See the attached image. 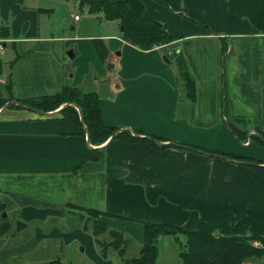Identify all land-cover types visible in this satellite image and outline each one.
I'll return each instance as SVG.
<instances>
[{
    "label": "crops",
    "instance_id": "0c3cea01",
    "mask_svg": "<svg viewBox=\"0 0 264 264\" xmlns=\"http://www.w3.org/2000/svg\"><path fill=\"white\" fill-rule=\"evenodd\" d=\"M139 1L172 41L143 50L120 36L117 20L111 32L81 33L77 14L69 30L52 19L59 0H0V211L12 207L29 227L63 219L69 204L92 208L111 228L136 229L140 244L138 221L214 231L246 219L248 234L264 237V176L248 164L264 167V144L251 138L264 134V32L228 0ZM174 52L193 79L192 99ZM64 85L99 97L102 122L115 128L101 144L62 116L67 103L39 111L20 102ZM3 213L0 264L61 235L38 223L34 237L19 236Z\"/></svg>",
    "mask_w": 264,
    "mask_h": 264
},
{
    "label": "trees",
    "instance_id": "16d2710c",
    "mask_svg": "<svg viewBox=\"0 0 264 264\" xmlns=\"http://www.w3.org/2000/svg\"><path fill=\"white\" fill-rule=\"evenodd\" d=\"M79 1L80 4L87 6L89 12L102 14L109 20H117L120 36L143 50L166 44L175 38L162 27L159 21L144 15V5L139 0ZM228 6L234 14L247 18L258 31L264 32V0H228ZM173 55L178 75L183 81L184 90L192 99L194 95L193 79L184 66L183 58L175 52ZM99 101L100 99L94 91H83L76 86L64 85L61 91L54 95L21 100L20 102L42 111L53 110L62 103H67L59 109L62 116L77 123L82 135L84 134L82 124L85 125L89 141L93 144H101L115 132V128L102 122ZM71 103L79 108L81 120L76 108ZM2 104L3 101L0 100V106ZM231 132L237 137L243 138L242 133L234 127H231ZM114 137L124 138L127 141L145 139V137L132 135L125 137L122 133H116ZM251 138L264 144V134L261 135V138L257 136H251ZM150 140L154 139L150 138ZM248 164L253 165L264 176V167L253 163ZM72 206L93 215V217H89L90 228L87 223L83 227L92 234L95 244L99 246V253L105 257L107 249L111 247L124 264H154L158 249L157 238L163 232L174 234L175 237H178L179 234L184 235L185 241L179 244V255L183 264H242L248 258L264 256V237L248 234V220L239 219L219 224L214 231L184 229L165 222L141 221L143 239L138 255L126 258L124 255L130 238L126 237L123 231L111 228L100 221L98 215L102 213L101 211L78 205ZM103 233L109 236L108 240L101 237ZM254 240L259 241L260 244L255 245ZM38 264H60V261L58 258H53Z\"/></svg>",
    "mask_w": 264,
    "mask_h": 264
},
{
    "label": "rangeland",
    "instance_id": "374dc122",
    "mask_svg": "<svg viewBox=\"0 0 264 264\" xmlns=\"http://www.w3.org/2000/svg\"><path fill=\"white\" fill-rule=\"evenodd\" d=\"M58 5L54 8L52 19L61 18L63 27L65 30H69L67 26L73 14H77L81 17L82 25L81 33H94L95 30L103 33L111 32L110 28L116 26L114 21L103 18L102 14L90 13L84 4H80L79 0H59ZM71 13V16H70ZM85 127V125H84ZM8 200V199H7ZM12 207L0 211L2 214L5 212L7 215L3 217V221H14V228L16 231V222L19 221L25 224V221L19 219L17 211L12 212ZM66 212L63 219L49 218L47 217L43 222H34L29 227H21L19 236L27 234V236L34 237L35 225H38L43 232H49L51 228H54L60 232V237L47 236L46 241L40 243L39 246L33 248V252L29 254H19L13 259H9L5 264H38L45 262L49 259L58 258L60 264H124L120 259L117 252L111 247L107 249L105 257L99 253V246L95 244L92 234L89 230L85 229L83 225L87 223L88 228L91 226L90 218L92 214L86 213L78 208H75L71 204L65 208ZM94 215H97L94 213ZM90 217V218H89ZM100 214L98 215V219ZM134 219H130V222ZM88 221V222H87ZM136 223L141 221L135 220ZM135 228H137L135 226ZM117 229V228H116ZM119 230V229H118ZM136 232V229H133ZM133 232L124 231L126 237L131 238L128 242L127 249L124 257L132 258L138 255L141 244L135 239ZM132 236V237H131ZM102 238L108 240L109 236L106 233L101 235ZM185 241L183 234H179L175 237L171 233H161L157 238V255L154 264H183L179 255V244ZM6 246L10 245V242H6ZM82 247V249H80ZM11 247H3L2 249H9ZM35 249V250H34ZM7 258L5 259V261ZM264 264V256L261 258L253 257L248 258L245 264Z\"/></svg>",
    "mask_w": 264,
    "mask_h": 264
},
{
    "label": "water",
    "instance_id": "95a60500",
    "mask_svg": "<svg viewBox=\"0 0 264 264\" xmlns=\"http://www.w3.org/2000/svg\"><path fill=\"white\" fill-rule=\"evenodd\" d=\"M67 54H68L70 57H72V55H73L72 50L69 49V50L67 51ZM163 60L166 61V62L169 61L168 58H167L165 55L163 56ZM112 66H113L112 63H107V67H108V68H110V67H112ZM39 111H40V110H39ZM3 214H5V213H3ZM24 225H25L24 223H21V222L17 221V222H16V229H17V230H20L21 227H23ZM80 249H82V247H81Z\"/></svg>",
    "mask_w": 264,
    "mask_h": 264
},
{
    "label": "built area",
    "instance_id": "2783aa9c",
    "mask_svg": "<svg viewBox=\"0 0 264 264\" xmlns=\"http://www.w3.org/2000/svg\"><path fill=\"white\" fill-rule=\"evenodd\" d=\"M74 18L77 19V18H78V15H74ZM2 47H3V45H2V40L0 39V50L2 49ZM169 53H170V52H169ZM253 243H254L255 245L260 244V242L257 241V240H254Z\"/></svg>",
    "mask_w": 264,
    "mask_h": 264
}]
</instances>
